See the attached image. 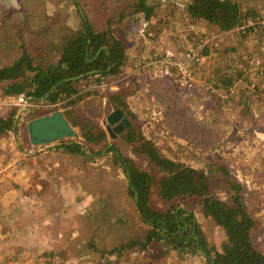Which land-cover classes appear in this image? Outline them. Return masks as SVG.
I'll list each match as a JSON object with an SVG mask.
<instances>
[{"label": "rangeland", "instance_id": "rangeland-1", "mask_svg": "<svg viewBox=\"0 0 264 264\" xmlns=\"http://www.w3.org/2000/svg\"><path fill=\"white\" fill-rule=\"evenodd\" d=\"M136 1L89 0L77 7L73 0H0V60L12 63L23 44L40 60H54L53 46L69 28H79V11L99 30L111 21L126 46V71L95 94L84 89L76 112L107 130V116L122 109L110 97L121 91L132 124L167 155L203 168L226 165L233 181L243 185L244 205L256 220L253 242L264 253V0H239L259 14L253 20L260 24L258 34L190 24L185 9L191 0H145L154 10L150 18L136 12ZM205 46L209 54L190 78L156 62L167 57L180 62ZM217 65L233 79L231 96L209 89L207 78ZM162 79L172 95L159 101L149 96V86ZM8 98L0 86V101ZM13 106L8 102L0 115ZM19 126L0 138V264H207L201 255L164 254L155 246L120 259L108 254L145 227L122 168L95 145L86 146V154L69 152L65 143L81 142L78 126L72 125L77 137L41 145L32 141L28 121ZM119 136L108 134L106 142L134 157ZM233 193L226 185L217 191L226 202ZM195 213L210 245L222 251L225 230L202 207Z\"/></svg>", "mask_w": 264, "mask_h": 264}, {"label": "trees", "instance_id": "trees-1", "mask_svg": "<svg viewBox=\"0 0 264 264\" xmlns=\"http://www.w3.org/2000/svg\"><path fill=\"white\" fill-rule=\"evenodd\" d=\"M73 1L77 7L81 3H89V0ZM135 8L136 12L143 11L147 18L152 17L154 12L145 0H137ZM185 10L192 25L209 24L218 31L235 30L238 34H258L260 31L259 23L243 28L249 20L256 23L259 14L253 8L244 9L239 0H191ZM79 13V28H69L62 40L53 46L56 49L50 51L49 56L57 52L54 60H40L24 44L22 54L12 63L4 64L0 60V86L5 97L18 94L34 99L44 97L34 102L35 107L20 115L15 131L20 129L19 122L25 120L29 123L64 109L63 114L71 125L79 127L81 142L87 147H99L97 153L101 154L111 144L106 142L108 131L95 119L82 118L75 107L84 95L95 94L100 86L122 76L128 57L124 41L112 31L111 21L106 29L99 30ZM207 51L205 46L198 53L199 60L189 64V69L195 68L193 75L203 63V57L209 54ZM65 63L68 67L64 66ZM227 72L226 67L217 65L213 75L207 78L209 89L219 96L222 91L230 96L233 92V79ZM165 85L167 82L163 79L151 81L149 96L159 101L167 95L171 96V91H165ZM84 89H88L86 94L82 93ZM124 97L121 91H114L110 98L127 111ZM19 111L20 107L13 106L6 116L0 115V138L14 131ZM119 138L133 148L134 157L121 154L117 147L107 149L105 154L127 176L128 191L136 202L145 227L108 249V254L120 259L135 249L155 246L163 249L164 254L176 252L183 257L201 255L207 264H264V253L253 242L256 220L244 205L243 185L233 181L226 165L203 168L178 162L133 124ZM64 147L72 153L86 154L84 147L77 142H67ZM225 185L234 191L231 202L224 201L217 194ZM198 207H202L225 230L227 242L222 251L210 245L208 235L196 218Z\"/></svg>", "mask_w": 264, "mask_h": 264}, {"label": "water", "instance_id": "water-1", "mask_svg": "<svg viewBox=\"0 0 264 264\" xmlns=\"http://www.w3.org/2000/svg\"><path fill=\"white\" fill-rule=\"evenodd\" d=\"M82 14L83 17L87 19L84 14V11L82 12ZM104 49H106V47H104ZM88 54H89V49L87 48V56ZM88 61L90 60L88 59ZM64 66L68 67L66 63L64 64ZM43 98L40 99L30 98V102L33 103L36 101H41ZM19 118L20 117H18L14 123V130ZM104 123L112 139H116L122 132H124L132 125V121L120 108L112 111L107 116ZM28 129L32 141L37 145L49 144L56 140L59 141L68 138H75L78 136L77 131L67 120L66 116L63 114L61 110L55 111L51 114L44 115L42 117L30 121L28 123ZM15 136L16 139H18L17 134H15ZM77 143L81 144L87 151H89V148H87L83 142H77ZM110 148H115V145L110 144L107 149ZM107 149H105L101 154H104L107 151Z\"/></svg>", "mask_w": 264, "mask_h": 264}, {"label": "built area", "instance_id": "built-area-1", "mask_svg": "<svg viewBox=\"0 0 264 264\" xmlns=\"http://www.w3.org/2000/svg\"><path fill=\"white\" fill-rule=\"evenodd\" d=\"M252 23V24H251ZM253 20L248 22L243 28H245L248 25H254ZM193 53H188V56L181 60L180 62H175L172 60L171 57H167L163 60H157V63H162V65H166L165 69H173L174 67L176 70L180 72L182 77L184 78H190L193 73L195 72V69L193 68L189 69V64L192 63L194 60H199L197 51H192ZM192 54V55H191ZM171 72V71H170ZM10 100V101H9ZM8 102H11L14 105H17L20 107V112L23 114L28 108L32 105L30 102V97L25 96L24 94H18L16 96L9 97L4 102L0 101V111L5 110V105H8ZM1 113V112H0Z\"/></svg>", "mask_w": 264, "mask_h": 264}, {"label": "flooded vegetation", "instance_id": "flooded-vegetation-1", "mask_svg": "<svg viewBox=\"0 0 264 264\" xmlns=\"http://www.w3.org/2000/svg\"><path fill=\"white\" fill-rule=\"evenodd\" d=\"M63 112V111H62ZM106 129H107V127H106ZM108 134H109V132H108ZM110 136V135H109ZM74 142V141H73Z\"/></svg>", "mask_w": 264, "mask_h": 264}, {"label": "crops", "instance_id": "crops-1", "mask_svg": "<svg viewBox=\"0 0 264 264\" xmlns=\"http://www.w3.org/2000/svg\"><path fill=\"white\" fill-rule=\"evenodd\" d=\"M16 60V59H15Z\"/></svg>", "mask_w": 264, "mask_h": 264}]
</instances>
